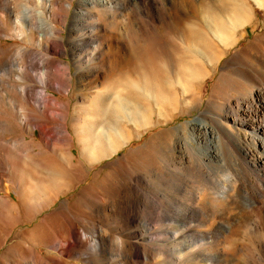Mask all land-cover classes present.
<instances>
[{"label":"rangeland","instance_id":"374dc122","mask_svg":"<svg viewBox=\"0 0 264 264\" xmlns=\"http://www.w3.org/2000/svg\"><path fill=\"white\" fill-rule=\"evenodd\" d=\"M243 1L247 4L253 22L257 26L251 24L238 29L237 40L229 48H224L214 37V33H218V16L222 18L231 16L226 0H137L131 2L127 0L123 7L115 6L114 11L112 8L108 9L106 12L109 26L108 44L112 46L109 52L110 62L108 60L110 70L104 80V86L113 92L119 89V79L139 81L148 74V77L153 76L151 79L156 81L160 79L159 74H164L168 82L162 83L158 80L159 105H163L168 114H174L175 120L167 126L159 125L148 130L142 128L145 123L136 126L133 122L122 120L121 133L123 136L126 134L124 137L132 136L133 140L119 150L113 159L87 165L88 173L79 169L76 178L69 182L71 185L68 191L55 190L53 185L43 182L42 189L38 190L36 195L41 199L51 195L55 202L45 204L46 209L33 220H29L28 224H17L8 228L7 236L2 233L8 245L16 241L20 234L43 222V218H46L48 214L57 211L63 214L62 219L53 220L54 218L49 217L44 223L51 224L58 220L55 223L58 236L69 234L70 229L76 227L83 238L85 235V238L89 239L78 255L62 256L52 253L54 258H63L62 260L69 264H88L80 255L83 251L91 254L90 258L94 259L92 235L97 236L100 232H105L112 237L113 244L118 237H122L124 241L132 245L128 251V257L124 259L119 257V251L114 246H109V252L112 255L109 259L110 264H208L203 263L202 260L217 255L226 258L230 264H264V249L261 253L253 254L252 250L255 246L251 242L254 238L264 245V238L259 234L253 237L250 232L253 224L264 221V197H259L261 188L254 191L259 198L252 206L246 200L247 194L250 195L251 192L247 191L246 194L242 187L238 188V185H235V190L229 192V198L225 199L221 196L219 182L228 188L230 171L226 168L219 150L221 147L225 149L227 147L226 145L219 147L217 143L219 140L206 139L195 129L196 126L203 125L212 127L209 122L198 121L199 115L224 114L228 109L235 112L242 100L248 98L247 90L252 89L254 85L244 78L242 72L254 74L253 70L258 68L262 77L261 84L264 85V69L258 66L256 61L257 57L264 62V7H259L253 0ZM68 2H70L69 11L72 13L78 0ZM192 25H195L206 39L217 47L216 50L213 47L204 48L212 51L215 57H220L219 63L208 76L196 83L182 75L181 70L187 65L185 52L189 51L190 55L200 60L203 65L201 74L210 70L211 60L193 47L191 50L187 49L192 42ZM56 26L62 30L60 36L66 40L67 28L59 23H56ZM6 41L22 45L21 41L10 39H4L3 44ZM200 45L203 46L202 43ZM24 46L33 48L27 43ZM118 47H122V53H124L120 65L114 66L116 56L118 58ZM65 49L67 51L72 49V45L66 44ZM183 49L184 52H182ZM60 50L61 48L57 49V60L67 61L72 73L75 74L76 67L72 64L69 53L64 56L59 53ZM221 52L222 56H220ZM237 54H244V59L243 57V60L239 59L233 67L225 65ZM221 75L226 76L225 85L222 91L215 93L214 88ZM237 75L239 77H236ZM241 80L244 85L241 84ZM231 85L237 87L233 88ZM184 87H189L187 88L189 94H185L188 97L187 103L183 99ZM48 92L53 93L50 89ZM78 93L74 91L71 100L66 95L57 93L66 104V122L70 130L91 127L101 111L96 100L90 98L83 103ZM87 93L93 94L92 90ZM213 93V101L209 102ZM199 94H201V104L191 103L190 101L200 96ZM143 95L145 96L143 102L149 105L148 111H153L155 117L159 118L158 110H156L158 105L156 107L152 99ZM174 128L182 130L187 144L193 149L188 146L187 150L173 148L168 141L171 136L166 133V130H174ZM15 132L7 134V140L20 134ZM27 138L41 141L38 130H34ZM116 138L118 142L121 141L119 137ZM49 150L45 149L47 152ZM209 152L215 153L217 157L211 162L210 170L207 172L203 170L206 176H202L194 168H187L190 160L195 165V162H199L200 156L209 161L210 159L207 158ZM74 155L79 156L77 147L74 148ZM3 185L7 191L0 190V196L18 200L13 186L6 180L3 181ZM196 208L209 213L211 219L198 216L196 212L192 213L191 210ZM240 214L245 216L242 223L236 224L230 231L221 228L218 230L221 224L229 226L228 221L230 223L237 221ZM144 219L150 221V224L143 223ZM191 230L196 234H190ZM24 237L29 244L36 245L42 257L47 258L49 249L41 246L40 241H37L33 235L27 234ZM146 245L152 249L148 259L142 257L141 246ZM1 255L2 251L0 259ZM18 260L20 259H17L16 264H27ZM97 261L95 260V264Z\"/></svg>","mask_w":264,"mask_h":264},{"label":"bare ground","instance_id":"6f19581e","mask_svg":"<svg viewBox=\"0 0 264 264\" xmlns=\"http://www.w3.org/2000/svg\"><path fill=\"white\" fill-rule=\"evenodd\" d=\"M68 1L72 0H0V190L7 191L3 185V181L6 180L13 186V191L18 198V200H14L0 196V253L2 251L0 264H16L17 259L27 264H69L63 261V258H54V254L78 255L80 249H84L89 239L85 238V235L83 238L82 233L80 235L76 227L71 228L69 234L58 236L55 226L58 220L51 224L44 223L45 219H49V217L54 218L53 220L62 219L63 214L57 213V211L48 214L46 218H43V222L41 221L22 235L20 234L17 240L9 245L2 233L7 236L8 228L17 224H28L29 220H33L46 209L45 204L55 202L51 195H47L43 199L36 195V192L42 189L43 182L53 185L55 190L68 191L71 185L69 182L76 178L79 169L88 173L87 165L105 159H113L119 150L130 143L133 140L132 136L124 137L126 134L123 136L121 133L122 120L133 122L136 126L145 123L141 124L144 130L159 125L167 126L175 120L174 114H168L165 107L159 105L158 80L162 83L168 82L164 74H159L160 79L156 81L151 79L153 76L148 77L147 73L144 74L148 76H143V79L139 81L119 79V89L113 92L104 86V80L110 70L109 52L112 46L110 43L108 44L109 26L106 12L109 8L114 11L115 6H125L127 0H78L72 13L69 11L70 2ZM253 1L259 7H264V0ZM226 2L231 16L227 18L218 16V33H214V37L224 48H229L237 40V30L254 24V22L245 1L226 0ZM56 23L67 28L66 40L60 36L62 30L57 28ZM191 33L192 42L189 43L187 49L191 50L193 47L202 52L208 60H211L210 70L201 74L203 65L200 60L190 55L189 51L185 52L187 65L183 66L182 75L196 83L208 76L219 63L220 57L217 58L212 51L206 50V48L212 47L216 50L217 47L214 43L209 42L195 25H192ZM4 39L19 40L22 45L8 41L3 44ZM194 41L198 43L201 41L203 46L200 43L195 44ZM26 43L33 48L24 46ZM66 44L72 45V49L67 51ZM58 48H61L59 52L61 55L65 56L69 53L71 62L76 67L75 74L72 73L67 61L57 60ZM122 51V47L117 48L118 58L116 56L114 66L120 65L124 53ZM243 55L237 54L225 65L233 67L239 59H244ZM220 56H222V52ZM256 61L258 66L264 69V62L257 57ZM252 69L254 68L252 67ZM257 69L253 70L254 74L241 71L244 78L248 79L254 87L250 90L246 89L249 91L248 98L242 100L235 112L228 109L224 114L199 115L198 121L209 122L212 127L203 125L195 128L197 133H202L206 139L214 140L216 138L219 140L217 142L219 147L226 145L228 148L221 147L219 150L226 168L230 171L229 187L226 188L222 182H219L221 196L225 199L229 198V192L235 190V185H238V188L242 187L246 194L247 191L251 192L250 195L247 194L246 198L247 203L251 206L256 203L259 197H264V85L261 84L262 77ZM225 81L226 76L221 75L214 88L215 93L222 91ZM234 81L236 80L234 79ZM241 84L244 85V82L242 81ZM233 85L231 86L233 87ZM236 87L235 85L233 88ZM187 88L189 87H184L183 90V99L186 103L188 101L186 100L188 97L185 96L188 93ZM197 88L200 87L197 86ZM48 89L53 93H49ZM34 90L37 91L34 92ZM89 90H92L93 94H88ZM74 91L79 92L83 103L89 101L90 98L96 100L101 111L91 127L80 130L71 128V131L66 122V104L58 97L57 93H62L71 100ZM143 94L152 99L156 107L158 105L156 110H158L159 118L155 117L153 111H148L149 105L143 102L145 97ZM199 95L190 102L198 105L201 101V94ZM222 95L224 96V94ZM213 98L214 93L208 101L212 102ZM215 102L217 103V101ZM34 130L39 131L40 142L27 138ZM14 131L20 134L7 140V134ZM166 133L171 136L168 141L173 145V148L187 150L188 146L193 149L191 145L187 144L182 130L168 129ZM116 137H119L121 141L118 142ZM51 146L53 148H50ZM75 147L79 150L78 157L74 155ZM47 148L50 149L49 152L45 151ZM216 157L215 153L209 152L207 154L209 161L200 156L199 162H195V165L192 164L190 157L187 168H194L202 176H206L203 170L205 169L206 172L210 170L211 162ZM258 188H261L259 197L254 194ZM247 208L249 209V207ZM191 211L205 219H211V215L203 209L196 208ZM243 220H245V216L240 214L237 221L230 220L231 223L228 221V227L221 224L218 230L221 228L230 231L232 227L242 223ZM149 222L148 220L143 221L145 224H150ZM146 229L148 228L146 227ZM250 232L253 237L255 234H259L264 238V221L253 224ZM192 233L196 234L191 230L190 234ZM27 234L33 235L37 241H40L41 246L50 250L47 252V258L42 257L36 245L29 244L24 237ZM146 239L148 241V238ZM37 241L34 239L36 244ZM248 241L250 242V239ZM251 242L255 246L252 250L253 254L261 253L264 245L254 238ZM109 246H114L122 259L128 257V251L132 248V245L124 241L122 237H118L113 244L112 237L105 232H100L97 236L92 235L94 259L90 258L91 254L89 255L85 251L80 255L88 264H95V260H98L96 264H110L109 259L112 258V255L109 252ZM141 249L142 257L148 259L152 254L151 247L146 245L141 246ZM53 252L54 254H52ZM202 262L230 264L226 258L219 255L206 257Z\"/></svg>","mask_w":264,"mask_h":264}]
</instances>
